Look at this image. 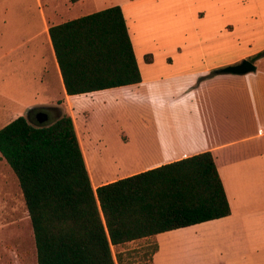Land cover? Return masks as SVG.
Segmentation results:
<instances>
[{
	"label": "trees",
	"instance_id": "obj_1",
	"mask_svg": "<svg viewBox=\"0 0 264 264\" xmlns=\"http://www.w3.org/2000/svg\"><path fill=\"white\" fill-rule=\"evenodd\" d=\"M49 33L69 95L142 81L121 5L51 25ZM0 154L18 178L38 264H154V236L232 212L211 151L95 189L68 112L47 126L15 118L0 128ZM139 240L147 243L114 255L113 247Z\"/></svg>",
	"mask_w": 264,
	"mask_h": 264
},
{
	"label": "rangeland",
	"instance_id": "obj_2",
	"mask_svg": "<svg viewBox=\"0 0 264 264\" xmlns=\"http://www.w3.org/2000/svg\"><path fill=\"white\" fill-rule=\"evenodd\" d=\"M124 1L128 0H85L84 12L93 13ZM185 1H178L170 8V20L166 22L168 28L165 30L168 33L161 42L152 34L156 29L154 24L160 23V18L158 12H152L154 8L149 1L142 2L137 8L135 4L130 5L133 12L127 9L128 21L135 31V43L145 50L140 63L148 62L146 54L152 53L157 75L164 77L163 80L143 85L139 94L136 89H124L113 100H107V95L101 93L80 95L76 99L82 106L71 114L92 165L93 176L94 173L104 176L109 167L117 164L133 170L149 165L158 157L167 160L182 155L185 149L191 151L206 147L210 142L238 138L244 123L252 131L264 129L261 127L264 124V49L257 52H261L257 58V53L245 57L254 59L257 71L243 75L258 77H240L236 84H231L224 79L216 80L214 76L236 75L218 72L224 66L212 68L232 61L242 52L236 48L240 49L244 44H249L250 49L263 44L264 37L259 32H264V0H215L217 4L213 5L207 0H196V4L195 0ZM58 4L63 15L76 14V9L68 6V0H59ZM235 8L241 12H236ZM142 15L143 19L151 20H141ZM197 26L202 29L200 38L193 33ZM226 41L233 44L232 48ZM173 59L175 65L167 64ZM208 69L210 72L202 74L195 85L197 73ZM206 79L208 81L201 84ZM1 107L6 108L4 98H0V112ZM4 115L6 117V111ZM32 119L36 121L34 117ZM148 119L150 128L146 127ZM89 135L94 139L86 140ZM99 136L104 140L98 141L95 137ZM138 136L142 145L136 139ZM161 136H165V151L159 156L142 159L145 147L148 149ZM223 150L226 152L225 148ZM111 170L118 172V169ZM211 236L216 237L212 230L206 235H196L193 229L178 233L173 239L161 237L164 250L156 263L211 264L220 259L216 251L218 245L216 240L209 239ZM153 240L157 241L156 238ZM146 243L147 240H139L113 247V253L116 255L118 249ZM0 264H38L32 222L18 178L1 154Z\"/></svg>",
	"mask_w": 264,
	"mask_h": 264
},
{
	"label": "crops",
	"instance_id": "obj_3",
	"mask_svg": "<svg viewBox=\"0 0 264 264\" xmlns=\"http://www.w3.org/2000/svg\"><path fill=\"white\" fill-rule=\"evenodd\" d=\"M145 1H149L150 6L152 5L154 8L152 12H158L157 16L160 18V23L154 24L156 29L152 34L159 37L160 42L163 41L168 33L165 30L168 28L166 22L170 20V8L178 1L186 2L185 0H128L118 4L121 5L126 18L138 65L141 70L142 81L127 86L69 95L61 75L49 28L51 25L62 23L65 20L89 14L84 12V9H86L84 7L85 0H79L74 3L68 0V6L71 9H76L74 10L76 14L68 17L61 13L58 4L59 0H0V98L6 99V108L1 107L0 128L15 118L25 115L24 113L32 107H38L39 109L33 111L30 114L31 117L39 110H45L49 113L51 120H56L62 113L68 112L71 114L74 110L79 109V106H82L81 103L79 105L76 101L80 95H96L101 93L107 95V100H113L124 89H136L135 91L139 94L143 85L163 80L162 78L164 77L157 75L155 59L151 62H144L143 65L140 63V56L145 53V50L141 48V44L138 43L136 45L134 39L135 31L133 32V27L128 21L129 15L127 9L130 10L129 12H133L130 5L135 4L134 7L137 8V5L139 7ZM207 2L212 5L217 4L215 0H207ZM235 10L236 12H241L236 8ZM131 17H133L132 13H130ZM141 20L149 22L151 19H143L142 15ZM198 20L203 21L205 19L198 18ZM201 32L202 29L199 26L193 31L197 38H200ZM259 33L264 37L263 31ZM226 42L232 48L233 44H230L229 41ZM219 47L221 46H216V48ZM233 48L236 47L233 46ZM182 49L179 51H182ZM262 49H264V40L262 45L253 49H250L249 44H244L242 48H236V50H242V52L237 54L232 61L218 64L212 68L239 63L243 59H246V56H251ZM175 63L174 59L173 62L167 61V64H172L171 66L175 65ZM211 69L197 73L199 76L196 77L195 85H197L198 78L202 74L209 73ZM240 77L249 78L258 76H214L216 80L224 79L229 83L231 82V84H236ZM208 79L201 81V84L206 83ZM112 94L114 96L110 97ZM5 111L6 117H4ZM262 119L264 121V116ZM148 123L146 127L150 128L149 119ZM248 127V124H243V132L238 138L228 139V141L223 142H210L206 147L191 151L185 149L182 155H175L167 160L158 157L156 160L151 161L149 165L133 170L126 168V166H121L122 164H117V166L109 167L107 169L108 173L101 177H99L100 173H94L93 176L92 169L89 168L86 159L93 187L96 189L104 183L112 182L122 177L200 152L211 151L225 185L232 209L231 214L222 218L157 234L154 238L159 243V250L154 255V264H157V257L164 250V245L159 240L161 237H164L165 240L167 238L173 239L178 236V233L186 232L187 230L193 231V229L196 235L201 233L206 235L207 231L209 232L210 230L216 233V237L211 236L209 239L216 240L218 245L216 251L219 252L220 259L214 262L211 261V264H264V129L261 131L258 128L252 131ZM261 127L264 128V124ZM89 138L91 140L94 139L90 135L85 137L86 140ZM95 138L98 141L104 140L100 136ZM137 138L140 142L139 144L142 145V139L139 136ZM165 145V136L158 137L156 142L150 145L152 149H150V146H148V149L145 147L146 150H144L141 158L144 159L150 155L154 157L161 155V151H165ZM81 146L83 149V143ZM224 148L226 152L223 150ZM110 169H118V172L109 171Z\"/></svg>",
	"mask_w": 264,
	"mask_h": 264
},
{
	"label": "water",
	"instance_id": "obj_4",
	"mask_svg": "<svg viewBox=\"0 0 264 264\" xmlns=\"http://www.w3.org/2000/svg\"><path fill=\"white\" fill-rule=\"evenodd\" d=\"M256 71H257L256 64L248 58L243 59L239 63L222 67L221 69L218 70V72H220V73H231V74H236V75H243V74H247L249 72H256ZM37 109H39V108L38 107H32L27 111L26 116H27V118L31 124H33L35 126H47V125L52 124L55 121V120H51L49 113L45 110H39L37 112V115L39 117V121L38 122L34 121L32 119V117L30 116V114L33 111H36Z\"/></svg>",
	"mask_w": 264,
	"mask_h": 264
},
{
	"label": "bare ground",
	"instance_id": "obj_5",
	"mask_svg": "<svg viewBox=\"0 0 264 264\" xmlns=\"http://www.w3.org/2000/svg\"><path fill=\"white\" fill-rule=\"evenodd\" d=\"M83 149H84V154H85V157H86V159H87V162H88L89 168L92 169V165H91V163H90V160H89L88 157H87V153H86V150H85V147H84V146H83Z\"/></svg>",
	"mask_w": 264,
	"mask_h": 264
},
{
	"label": "flooded vegetation",
	"instance_id": "obj_6",
	"mask_svg": "<svg viewBox=\"0 0 264 264\" xmlns=\"http://www.w3.org/2000/svg\"><path fill=\"white\" fill-rule=\"evenodd\" d=\"M32 117H34V119H36V122H38V121H39V117H38L37 113L33 114V116H32Z\"/></svg>",
	"mask_w": 264,
	"mask_h": 264
}]
</instances>
